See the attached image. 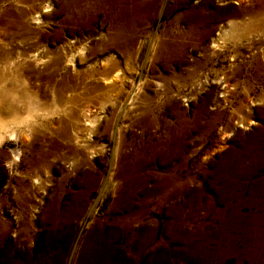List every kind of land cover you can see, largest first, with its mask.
I'll return each instance as SVG.
<instances>
[{
	"label": "rangeland",
	"instance_id": "1",
	"mask_svg": "<svg viewBox=\"0 0 264 264\" xmlns=\"http://www.w3.org/2000/svg\"><path fill=\"white\" fill-rule=\"evenodd\" d=\"M2 1L0 59L37 53L42 77L48 70L54 80L68 72L77 88L57 101L40 103L27 127L14 128L12 136L5 133L0 140V264H264V224L247 221L260 211L241 207L230 227L231 207L238 201L230 196V186L218 191L222 182L214 181L222 158L258 141L264 122V0H114L121 44L109 51V14L80 15L92 0ZM92 14L89 26L80 27L79 21ZM124 44L131 46L125 49ZM94 48L96 53L89 55ZM65 54L73 60L62 70ZM101 68L117 70L124 83L118 80L107 92L81 96L91 79L78 75ZM38 81V89L43 88V80ZM133 85H140L139 93L127 104ZM16 89L25 92L27 85ZM23 96L6 99L18 114L35 105ZM84 107L91 109L90 117L81 123ZM178 115L187 128L178 127ZM57 120L66 127L60 123L57 129ZM83 124L91 133L84 134ZM176 125V157L163 168L155 154L147 168L161 175L175 169L178 179L161 183L151 195L128 190L133 193L128 209L129 184L119 165H129L138 149L149 155L151 145L166 156L164 141ZM72 131L85 138L75 140ZM86 138L88 149H76L75 142ZM235 160L223 159L229 166L223 171L230 175L223 182L232 178ZM84 173L97 177V188L89 191L85 209L73 213L66 200L84 191ZM263 177L264 167L253 178L240 176L241 200L250 199L252 184Z\"/></svg>",
	"mask_w": 264,
	"mask_h": 264
},
{
	"label": "bare ground",
	"instance_id": "2",
	"mask_svg": "<svg viewBox=\"0 0 264 264\" xmlns=\"http://www.w3.org/2000/svg\"><path fill=\"white\" fill-rule=\"evenodd\" d=\"M0 1H1V3L3 2L2 0H0ZM21 1L23 3H27L26 0H16V2H21ZM92 1H93L92 4L90 3L91 6L89 5L90 7L89 8L87 7L88 10H82L84 12L82 14H80V15H88V13L90 14V13H93L94 11L95 12H97V11L98 12H103V14L104 13L109 14V19H110V23H111V34L108 37V43L106 45V49L108 51L109 50L117 49V47H120L119 45L121 44V41H120V38H118V36L116 35L117 24H116L115 13H114L115 1L114 0H92ZM245 1L248 2V3H250V2H253V1H256V0H245ZM9 2H11V1H9ZM78 2L75 1V3H78ZM262 2H264V1H262ZM256 3H257V1H256ZM77 6L78 5H76L75 7H77ZM262 6H263V4H262ZM79 11H80V9H79ZM240 11L241 10H239V12ZM31 13H34V12H31ZM79 13H81V11ZM6 14H8V13H6ZM23 14L26 15L25 13H23ZM242 14L250 15L251 13L249 11H243ZM16 15L19 16L20 14L18 15V13H17ZM27 15H29V14H27ZM29 16H31V15H29ZM92 16H93V14L92 15H89L88 16L89 18H87L85 20H84L85 17L83 19H81L80 21L78 20L80 22L79 23V26L80 27H83V28L87 27V25L92 20ZM19 18H21V17L19 16ZM19 18H18V20H19ZM22 18H25V17H22ZM34 18H36V17H34ZM29 19H31V18H29ZM8 20H10V19H8ZM33 21H35V23H36L37 20H34L33 19ZM16 22H19V21H16ZM22 22H24V21H22ZM29 22H30V20H29ZM13 23H14V25L16 27V23L14 21H12V24ZM17 24H20V23H17ZM18 26H20V25H18ZM7 29H8V26H7ZM10 32H12V31H10ZM52 38H54V36ZM59 41H60V39H59ZM129 46H131V45L124 44V48L125 49L130 48ZM81 49H83V48H81ZM94 52H95V48L94 49H91L89 55H94L96 53V52L95 53ZM14 55L15 56H11L10 55L11 57H7L5 59H3V58L0 59V64H3L4 65L2 67L3 69H0V140L2 139L3 134H5V133H9V135L12 136L13 135L12 133L14 132V130H13L14 128H18L20 126L21 127H23V126L27 127L28 124H29V122L31 121V118H33V115L35 114L34 112L39 111L40 108L38 107V105L40 103L45 102L47 100L57 101V100L65 97V95L67 96L69 92H72L73 90L75 91L76 89H74V88L76 87L75 85H77V84L73 85L72 84V80L69 79V77H67V75L69 74L68 72L66 73L67 75L66 74H63V73L62 74L58 73V75L60 74L59 75V78L54 80L52 78L53 75L52 76H49V74H47V73H49V71H51V70H48V71H45V73H46V74L44 73L45 75L42 74V75H44L42 77L40 74L43 73L44 71L43 70H39V68H38V66H39L38 63L40 62V60L42 61V58H41V56H37V53H36V56L33 55V54L32 55H29L28 54V55H25V56L24 55H20V54H14ZM20 57H23V58H20ZM72 60H73V55H71V54L70 55L65 54L64 57H63L64 64H65V62L66 63H71ZM41 64H43V63H41ZM66 67H67V65L65 64V66L62 67V70H66L67 69ZM58 68H59V66H58ZM58 68H56V69H58ZM70 68H72V66ZM44 70H45V68H44ZM117 72H118L117 70L116 71L111 70V71L105 73V72L102 71V68H101V70L87 69V71L84 72V74H79L78 76L79 77L81 76V78H79V80L81 79V80L84 81L85 79H91V80H89L90 82L88 81L89 83L84 84L85 86H83V84H82V86H83V93L81 94V96H83V95H85V96H87V95H93L96 92H102V91H105V90L107 92V91H109V90H111L112 88L115 87V85L117 84L118 80L121 83H124L123 82L124 78L122 80L121 77H120L121 74L119 75ZM70 73L72 74L73 73V70ZM54 76H56V73H55ZM38 80L39 81L40 80L41 81L43 80L42 83L45 84V86H43V88H41V89H38V87H39L38 85L39 84L37 85L38 87L35 84L36 81H38ZM79 82H81V81H79ZM20 83H22V85H23V83H25L27 85V89H26L27 91H25V92H18L17 89L15 90L16 85L17 84H20ZM138 86H135L134 87V85H133L130 88V91H128L127 93L125 92L126 93L125 103L130 104L131 103V100L133 99V97H136V95L139 93V89H140V85H138ZM121 87L122 86L119 85V89L122 91V88ZM227 92H228L227 87L222 89V92L220 93V96H219V98L221 99V101L226 98L225 95H226ZM122 94H124V93H122ZM22 95H24L23 97L25 99H27L29 102H33V104H35V105H34V108L32 110H29L28 109V111L25 112L24 114H18L17 111L15 110V107H12V105L6 103L7 102L6 99H8V97L15 98V97H20ZM21 100H23V98ZM239 106L241 108V105H239ZM239 106L238 107L236 106L235 108L236 109H239ZM100 108L101 107H98L96 110L98 111V110H100ZM90 110H88L87 107H84V109L81 112V115L79 114V117L78 118L81 121V123L85 122V120L87 119V117H90L88 115L89 114L88 111H90ZM96 110L94 112H96ZM91 115L92 116H96L95 114H92V113H91ZM263 116H264V113H263ZM61 121L62 120H60V121L57 120L56 123H54V124H57V126H56L57 129H58L59 125L64 124V123H61ZM87 122L93 123L92 121H90V119ZM187 123L188 122H186V120L183 119V117L181 115H178L177 116V125H178V127L182 128V129L183 128H187L186 126H188V124H189V123L188 124ZM177 125H176L175 130L172 131L173 134L171 133L172 136H171L170 133H169V135H166V138H165V141H164V145H163L168 150V151H164V152H167L166 153L167 154L166 156L165 155H161V154L159 155L158 153L161 152V151H158L159 148L157 149L155 146L151 145L149 147V155L146 156L144 154V149H142V150L141 149H138V152L136 151L135 154H134L135 156L133 155L134 156L133 161H131L129 165H119L120 167L118 169H120L119 171L122 173L121 174V177L122 178L125 177L126 180L128 181V184H129V185L127 184L128 186L125 189L126 192H127V194H128L127 197L129 199V200L126 201L127 202L126 203V207L128 209H131L132 208V205H133V203L131 202V199H132V196H133L132 194L133 193L132 194H131V192L128 193V190H130V191H136V189H137V190H140V192L144 193L145 196L146 195H151L152 193H154V192L156 193V192L159 191L160 187H158V186H160L161 183L163 184V183H166V181H170V180H172V181L174 180L175 181V180L178 179L177 176H176L175 169H172L171 168L170 171H167L164 175H161V174H158V173H153V172L149 171L148 168H147L148 165L152 162L151 156L153 158L155 156V154H157L155 159L158 160V164L161 167H163V168H165L166 166H168L169 165V162L176 157L177 152H178V147H180L179 144H178L179 142L177 141L178 140L177 139V135H179L178 134V127H177ZM64 126L66 127L65 124H64ZM83 126H84V124H83ZM65 127H62L60 129V132H61L62 136L66 134V131H67L66 129L67 128L65 129ZM82 128H84V129H82V130L85 131L84 134L85 133L86 134L91 133L90 132L91 128L89 126L88 127L84 126ZM106 129L107 128H105V130ZM53 132H55V131H53ZM72 132H74L73 134H74V139L75 140H77L76 138H81V137H84L85 138L84 135H78L77 132H75V131H72ZM167 134H168V132H167ZM256 134H257L258 141L252 142V143H249V144H246V145L243 144L241 146V148H240L239 151H236V152L229 151L227 153V157L224 156L222 158V162L216 166L218 172H215L214 173V181L219 180L220 182H222L221 188L218 191H222V189H224V187H225L224 185H228V186H230V188H232L231 189L232 192L230 193V196L233 197V198H235L238 201V205H236L235 207H231L235 212H233L234 214L233 213H230L229 220L231 219L232 216H234V215L237 216L238 215L237 213L240 212L241 207H243V206L253 207V209H255L257 211H260L261 214L259 216H255V215L252 214V216L247 221L248 222H253V225H255V226H256V224H262V225L264 224V179L261 178V180H259V181H257V182H255V183L252 184V186L250 188L251 196H250V199H248L247 201L241 200L240 190H241L242 183L240 184V181H238V180H239V178H240L241 175L245 179H247V178H253L254 175H255V173H256V171L258 172L261 168L264 167V122L261 123V126L257 130V133ZM66 136H67V134H66ZM63 140H65V139H63ZM90 142H91L90 141V138H86L85 140L84 139L83 140H80L79 139V141L75 142L77 144V146H78L76 149L86 150V149H88L87 145ZM93 145L94 144H92L91 146H93ZM161 150H163V149H161ZM75 151H78V150H75ZM75 154H77V153L75 152ZM91 154H89V156ZM80 155L81 154L78 153V157ZM78 157H76V160H78L77 159ZM225 158L227 160H230L231 158H235L236 159L235 161L238 162V164L235 166V168L232 166V163H230V161L227 162V165H230L231 164L230 166H232V171H233V174H231L232 175V178L230 177V179H228L227 183L226 182H223V179H222V178H226V177L228 178L230 176L229 174L227 176V173H225V170L223 171L224 168L225 169L226 168L229 169L228 168L229 166H226L225 167V163L226 162H223V159H225ZM80 160H81V163L83 162V164H84V161L82 159H80ZM80 160H79V162H80ZM239 160H240V163H239ZM233 165H234V163H233ZM77 166H78V164H77ZM84 174L85 175L82 174L83 175V178H82L83 180L80 177V179L82 181H84V184H85L84 185V191H82L81 193L76 194V195H71L68 198V200H66L67 201V204H72L73 205V207H72L74 209L73 213L75 211L76 212L81 211L83 208L85 209L86 199H87V196H88L89 191L90 190H94L95 188H97V183H98L97 177L95 178V176L93 175V176H91L92 178H88V176H86V175H88L89 173H84ZM108 176L109 177H112V173L110 174L109 173V170H108ZM125 178H124V180H125ZM221 179H222V181H221ZM151 181L153 182V184L151 185V187L149 189L146 188V186H145L146 182H151ZM105 184H106V182H105ZM218 184H219V182H218ZM103 188H104V185H102V187L99 188V192H102V189ZM177 193H178V190H176L174 192V194H172V196H170V198L171 199L174 198ZM222 194H224V192ZM168 195L169 194H167L165 197H167ZM192 195H194V194H192ZM262 196H263V198H262ZM224 197L225 196L222 195V197L220 198V201L223 202V203L225 202ZM242 199H244V198H242ZM255 199H257V201ZM244 200H246V199H244ZM253 200H255V201H253ZM96 201L97 200L95 199L91 204H89L90 206L87 209L88 211H92L94 209L95 204H96ZM66 206L69 208V205H66ZM177 208H178V205L177 204H174L173 203L171 205V210L172 211L176 212L175 210ZM231 208H228V210L231 209ZM65 209H66L65 212L67 213L68 210H67V208H65ZM173 215H175V214L173 213ZM238 220L239 219H236L235 221L234 220L233 221L235 223ZM174 221H175V219H174ZM224 223H226V222H224ZM228 224L231 227L233 225L232 220L228 221ZM238 228H240V227H238ZM253 230H255V229H253Z\"/></svg>",
	"mask_w": 264,
	"mask_h": 264
}]
</instances>
